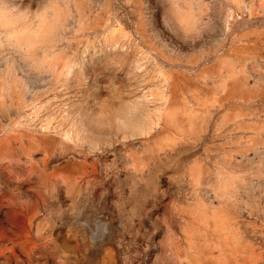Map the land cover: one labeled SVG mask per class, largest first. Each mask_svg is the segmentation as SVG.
Segmentation results:
<instances>
[{
	"label": "rangeland",
	"instance_id": "374dc122",
	"mask_svg": "<svg viewBox=\"0 0 264 264\" xmlns=\"http://www.w3.org/2000/svg\"><path fill=\"white\" fill-rule=\"evenodd\" d=\"M0 264H264V0H0Z\"/></svg>",
	"mask_w": 264,
	"mask_h": 264
}]
</instances>
